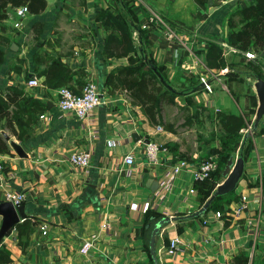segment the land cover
Segmentation results:
<instances>
[{"label": "crops", "instance_id": "crops-1", "mask_svg": "<svg viewBox=\"0 0 264 264\" xmlns=\"http://www.w3.org/2000/svg\"><path fill=\"white\" fill-rule=\"evenodd\" d=\"M45 1L39 13H31L24 4L28 7L24 18L18 16L17 7L9 8L0 24V47L6 54L0 63V89L16 84L43 103L40 110L22 111V120L15 123L18 134L10 133L28 155L13 147L0 152V201L7 199L8 189L23 191L21 204L32 222L25 249L17 225L0 247L10 251L13 264H155L150 248L155 223L173 210V216L190 214L208 200L225 178L221 146L216 139L204 146V138L201 148L194 149L184 141L186 125L180 123L185 119L178 120L180 126L153 123L126 89L108 82L110 73L129 59L105 53L111 29L103 25L101 16L111 10L131 21L138 47L142 34L146 37L147 56L177 91L175 101L167 98L163 107L176 102L177 108L188 107L196 117L200 114L220 127L219 111L241 115L245 120L241 132L254 122L260 104L256 73L264 79V48L240 50L231 45L229 18L250 0H206L204 8L196 0ZM154 15L174 29L173 36L151 19ZM17 21L21 25L16 26ZM212 44L223 50L222 65L208 64ZM54 62L67 69L61 79L47 80L40 72ZM33 76L40 79L39 85L28 84ZM88 80L97 82L104 102L84 119L63 112L58 107L59 87L68 85L81 93ZM253 131L236 189L215 198L204 213L172 219L160 227L155 235L160 264H264V226L259 228L264 219V116ZM147 139L166 144L175 159L188 156L195 165L212 156L218 160L216 167L203 181L195 180L192 169L172 179L167 170L170 160L147 162ZM81 149L91 152L92 162L85 168L67 160L69 153ZM129 152L135 154L134 164L124 161ZM162 157L167 158L166 152ZM154 180L159 181L156 189ZM191 187L197 192L192 193ZM245 195L248 206L235 213V205ZM217 210L221 216L215 215ZM1 220L0 215V224ZM42 220L48 222L47 234L40 228ZM103 221L109 225L102 228ZM95 232L98 240L90 253H79L83 240ZM176 235L182 240L173 254L168 245Z\"/></svg>", "mask_w": 264, "mask_h": 264}, {"label": "trees", "instance_id": "trees-1", "mask_svg": "<svg viewBox=\"0 0 264 264\" xmlns=\"http://www.w3.org/2000/svg\"><path fill=\"white\" fill-rule=\"evenodd\" d=\"M196 2L202 8L206 6V0H196ZM24 4L28 5L31 13H39L46 7L45 0H0V24L8 17L9 8ZM101 21L103 25L111 29L105 39V53L110 56H127L129 59L128 64L121 65L110 73L108 82L126 89L132 99L143 106L150 119L155 121L161 116L164 101L169 99L174 102L177 91L167 82L161 67L147 56V40L143 34L140 37V46L136 45L133 36L135 25L131 21L120 18L111 10L102 14ZM229 42L240 50H247L251 47L256 50L264 48V0H250L246 6L232 13L229 18ZM208 53L210 66H219L224 63V53L218 44H212ZM5 55V50L0 47V63L4 61ZM66 69L67 66L64 63L54 62L48 64L40 73L45 74L47 80H59ZM256 76L261 77V74L256 73ZM157 83L163 85L162 90H157ZM42 107L43 103L40 99L30 95L23 87L9 84L5 90L0 89V152L12 151L5 131L18 134L15 123L22 120V111L40 110ZM218 118L223 130L230 134L241 133L240 129L245 126V120L241 115L223 110L218 112ZM247 140L243 147V154ZM31 225L29 217L17 224L20 233L19 242L22 243L24 249ZM23 233H26L24 238ZM0 263L13 264V258L7 248L0 247Z\"/></svg>", "mask_w": 264, "mask_h": 264}, {"label": "built area", "instance_id": "built-area-1", "mask_svg": "<svg viewBox=\"0 0 264 264\" xmlns=\"http://www.w3.org/2000/svg\"><path fill=\"white\" fill-rule=\"evenodd\" d=\"M28 13V7L26 5H21L17 7V14L20 18H24ZM152 20H158L161 26L167 31L170 36L174 35V29L166 23L162 18L154 15ZM16 26L21 25V21H17L15 23ZM204 86L208 90H212L211 84L205 78H202ZM28 84L30 86H36L40 84V79L37 76H33L28 79ZM104 95L101 92L97 82L94 80H88L83 88L81 93L75 92L68 85H62L59 87V98H58V107L65 113H70L77 116L79 119L87 118L92 110L98 107L102 102H104ZM46 113H41L40 117H46ZM252 124L248 126V130L251 129ZM159 130L162 129V126H158ZM162 152H166L167 158L162 157ZM145 154L146 160L149 163H158L165 162L166 160L171 161V165L167 169L170 173V176L175 177L180 174L184 169H192L194 178L196 181H203L206 178L211 176L212 170L216 167L215 158L208 157L202 158L196 165L192 164V161L188 159L186 156H180L175 159L174 152L167 145L161 144L156 140H149L145 143ZM67 160L70 163L78 168L88 167L91 162V152L89 150L81 149L71 152L67 155ZM124 161L128 164H134L136 161L135 154L133 152H129L124 156ZM3 170V163L0 160V177L1 172ZM190 191L192 193L197 192L196 187H191ZM6 200H11L16 206L20 205L25 199V193L20 190L8 189L6 192ZM248 206V196L242 197L237 205L234 207L235 213H240ZM174 211V210H173ZM169 212L170 216L175 215L174 212ZM216 216H221V211L217 210L215 212ZM109 223L107 221H103L101 223L102 228L107 227ZM264 226V219L259 221V228ZM40 228L44 234H47L49 231L48 222L46 220H42L40 223ZM98 233H93L89 237L85 238L79 248V253L88 254L91 249L97 243ZM182 238L180 235H176L171 238L170 243L168 245V251L170 253H177L179 248V243Z\"/></svg>", "mask_w": 264, "mask_h": 264}, {"label": "water", "instance_id": "water-1", "mask_svg": "<svg viewBox=\"0 0 264 264\" xmlns=\"http://www.w3.org/2000/svg\"><path fill=\"white\" fill-rule=\"evenodd\" d=\"M14 47V44L12 45ZM164 78L163 76H161ZM256 86L258 89V93L260 96V104L256 111V116L254 119V122L252 123V127L249 131H247L242 139V145L239 152V155L236 157V159L231 156L223 170V175L225 178L221 183H219L215 190L213 191L212 195L208 198V200L196 211L185 214L181 216H165L160 218L154 225V228L151 232V238H150V248L151 253L154 258L155 264H160L159 257L157 255L156 247H155V235L159 232L160 227L164 224V222H168L172 219H178V218H186L191 216H196L199 214L204 213L212 201L217 196H223L233 190L236 189L237 184L241 176L243 175L244 168H245V157L243 154V147L248 139V137L254 132L253 130H256L261 118L264 116V79L260 76H257ZM6 138L10 140V143L12 147L23 156L28 155L26 152L24 146L22 143L11 139V136L8 132L5 131ZM138 138V135H136ZM150 139H147L149 141ZM159 186V181L154 180L152 184V188L156 189ZM0 215L2 216L1 224H0V245L3 241L4 236L19 222H21L26 217V211L24 204H20L16 206L11 200H2L0 201Z\"/></svg>", "mask_w": 264, "mask_h": 264}, {"label": "rangeland", "instance_id": "rangeland-1", "mask_svg": "<svg viewBox=\"0 0 264 264\" xmlns=\"http://www.w3.org/2000/svg\"><path fill=\"white\" fill-rule=\"evenodd\" d=\"M133 35L136 38L138 36V33L135 31V33H133ZM156 86H157V90L163 89V85L161 83H157ZM135 102H137V101H135ZM139 105L142 106L141 104H139ZM181 107L177 108L176 102L171 103V104H169V103L164 104V107L162 108V110L160 112L162 115L160 117H157V119L155 121L152 120V122L153 123H161L165 127L169 124V122H174L175 125L180 126V125H178L179 124L178 120L181 119L183 121L185 119L183 123H180L182 125L183 124L186 125V134L184 137L185 142L186 141L190 142V145L195 149L196 147L201 148V145H199V143L201 144V142L204 138H206L205 142H207V143L204 142V146H210V143L208 141H211L212 139H216L218 141V145L221 146L218 150L219 156H220L221 167L226 165L228 158L231 155L236 159V157L239 155L240 145H241L242 138L244 135L243 132L249 131L250 129L249 130L246 129L245 131H241V133L230 134V133L226 132L225 130H223V128L219 126L218 122L216 125H214L210 121H208L207 119L205 120V119L200 118L199 117L200 114H196L198 116V117H196L194 115V113H191V110L187 109L188 107H185L184 110L181 109ZM162 116H164V118ZM174 118H175V120H173ZM176 129L182 130L183 128L182 127H176ZM10 135H12V134H10ZM12 139L16 140L14 138V136ZM16 141H18V140H16ZM196 142H198V144ZM203 148H205V150L207 149L206 147H202V150H203ZM211 150H213L212 145H211ZM204 153H205V151H203V154ZM216 161H218V160L216 159Z\"/></svg>", "mask_w": 264, "mask_h": 264}]
</instances>
